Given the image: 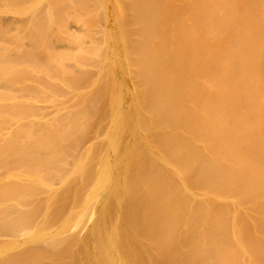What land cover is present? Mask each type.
Masks as SVG:
<instances>
[{
	"label": "bare ground",
	"instance_id": "bare-ground-1",
	"mask_svg": "<svg viewBox=\"0 0 264 264\" xmlns=\"http://www.w3.org/2000/svg\"><path fill=\"white\" fill-rule=\"evenodd\" d=\"M0 264H264V0H0Z\"/></svg>",
	"mask_w": 264,
	"mask_h": 264
},
{
	"label": "rangeland",
	"instance_id": "rangeland-1",
	"mask_svg": "<svg viewBox=\"0 0 264 264\" xmlns=\"http://www.w3.org/2000/svg\"><path fill=\"white\" fill-rule=\"evenodd\" d=\"M74 69V68H72ZM86 85V83L84 81H80L78 83V87H84ZM59 90V89H58ZM61 91V90H60ZM20 94H24L22 92H19ZM27 95L30 94V92H26ZM70 96L66 95L65 97V101H69ZM104 102L100 104V108L98 109H89L88 113L90 114V116L93 117L91 123L87 126L86 132L83 133L82 135L75 137L74 140L71 138L70 140H68L67 146V152L71 153L72 150H77V152H80V150H82L81 148H83L85 146V144L91 139H93L94 134L96 132V129L99 127L100 123L102 122V119L104 117L103 114V107H104ZM66 105H68V103H66ZM47 110L51 111V108H43V106L40 107H35V108H30V110H28L30 113H42V112H46ZM102 129V128H101ZM94 133V134H93ZM102 144V143H101ZM103 146V145H102ZM72 148V150H71ZM75 185H79V183L76 181ZM83 186V185H82ZM62 196L60 197V201L58 202L56 209H55V214L58 217L60 214H63L68 205H70V200L73 198V191L72 189H67L65 192H62Z\"/></svg>",
	"mask_w": 264,
	"mask_h": 264
}]
</instances>
